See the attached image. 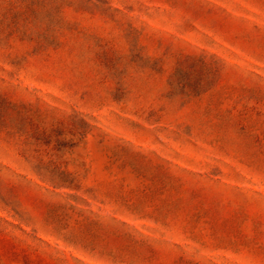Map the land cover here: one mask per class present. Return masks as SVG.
<instances>
[{
  "label": "rangeland",
  "instance_id": "rangeland-1",
  "mask_svg": "<svg viewBox=\"0 0 264 264\" xmlns=\"http://www.w3.org/2000/svg\"><path fill=\"white\" fill-rule=\"evenodd\" d=\"M0 264H264V0H0Z\"/></svg>",
  "mask_w": 264,
  "mask_h": 264
}]
</instances>
